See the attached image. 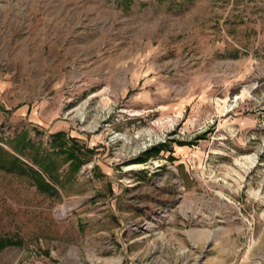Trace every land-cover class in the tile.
Instances as JSON below:
<instances>
[{
    "label": "rangeland",
    "instance_id": "obj_1",
    "mask_svg": "<svg viewBox=\"0 0 264 264\" xmlns=\"http://www.w3.org/2000/svg\"><path fill=\"white\" fill-rule=\"evenodd\" d=\"M0 264H264V0H0Z\"/></svg>",
    "mask_w": 264,
    "mask_h": 264
},
{
    "label": "trees",
    "instance_id": "obj_2",
    "mask_svg": "<svg viewBox=\"0 0 264 264\" xmlns=\"http://www.w3.org/2000/svg\"><path fill=\"white\" fill-rule=\"evenodd\" d=\"M38 159H34V163L36 164V163H40L39 161H37ZM15 161L16 162H18L16 159H15ZM18 164H19V162H18ZM33 173V176H34V182H35V184H36V186H37V188L39 189H41V190H47V191H49V192H53V193H55V191H54V189H53V187H50L49 185H47L45 182H43V180L41 179V177L39 176V173H37V172H32Z\"/></svg>",
    "mask_w": 264,
    "mask_h": 264
}]
</instances>
